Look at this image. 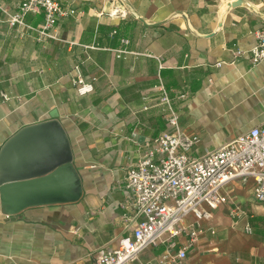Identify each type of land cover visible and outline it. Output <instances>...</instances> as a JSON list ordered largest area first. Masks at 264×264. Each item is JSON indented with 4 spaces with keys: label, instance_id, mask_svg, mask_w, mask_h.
Returning a JSON list of instances; mask_svg holds the SVG:
<instances>
[{
    "label": "crops",
    "instance_id": "crops-1",
    "mask_svg": "<svg viewBox=\"0 0 264 264\" xmlns=\"http://www.w3.org/2000/svg\"><path fill=\"white\" fill-rule=\"evenodd\" d=\"M0 2L16 10L20 0ZM59 2L74 13L59 21L57 40L11 29L0 14V150L56 112L82 195L29 207L15 219L0 209V264H95L99 249L132 234L140 217L124 187L127 169L151 140L174 131L159 105L162 84L179 128L199 138L195 156L264 124V59L254 64L249 56L264 26V0ZM42 20L27 17L33 26ZM124 48L129 53L118 57ZM236 50L244 54L236 58ZM75 66L97 78L93 92L77 93ZM225 193L229 201L201 222L204 232L186 263L264 264V203L255 200L253 182H232ZM162 251L146 249L137 264H161Z\"/></svg>",
    "mask_w": 264,
    "mask_h": 264
},
{
    "label": "built area",
    "instance_id": "built-area-1",
    "mask_svg": "<svg viewBox=\"0 0 264 264\" xmlns=\"http://www.w3.org/2000/svg\"><path fill=\"white\" fill-rule=\"evenodd\" d=\"M72 13L59 0H20L16 10L0 2V14L11 29L26 28L44 42L57 40L59 21ZM30 14H42L41 24H29ZM255 36L257 43L249 56L257 64L264 59V26L255 31ZM122 42L128 44L129 40ZM127 53L125 48L120 49L117 56ZM243 54L242 50L235 51L236 58ZM73 73L79 95L93 92L96 77H85L79 66L73 68ZM160 91L159 105L164 106V118L174 131L151 140L139 161L127 169L124 187L140 219L132 234L122 237L116 247L99 249L94 255L95 264H137L143 251L158 246H163L161 264H187L189 250L204 232L201 222L210 220L213 211L229 201L227 185L252 181L255 200L264 203V124L216 150L195 156L192 152L199 138L179 128L173 98L163 84ZM2 96L9 99L5 93ZM187 97V93L180 94L181 99ZM182 236L186 240L181 243Z\"/></svg>",
    "mask_w": 264,
    "mask_h": 264
},
{
    "label": "water",
    "instance_id": "water-1",
    "mask_svg": "<svg viewBox=\"0 0 264 264\" xmlns=\"http://www.w3.org/2000/svg\"><path fill=\"white\" fill-rule=\"evenodd\" d=\"M81 195L70 141L56 112L49 120L23 127L1 148L0 209L4 216L15 219L29 207L76 202Z\"/></svg>",
    "mask_w": 264,
    "mask_h": 264
}]
</instances>
